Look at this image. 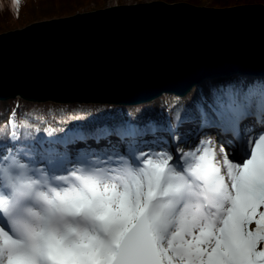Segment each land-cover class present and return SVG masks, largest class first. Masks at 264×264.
<instances>
[{"label":"snow or ice","instance_id":"obj_1","mask_svg":"<svg viewBox=\"0 0 264 264\" xmlns=\"http://www.w3.org/2000/svg\"><path fill=\"white\" fill-rule=\"evenodd\" d=\"M240 79L173 111L168 146L147 142L156 129L133 110L61 136L47 167L0 149V264H264V76ZM193 121L220 136L222 160L216 142L180 134Z\"/></svg>","mask_w":264,"mask_h":264},{"label":"water","instance_id":"obj_2","mask_svg":"<svg viewBox=\"0 0 264 264\" xmlns=\"http://www.w3.org/2000/svg\"><path fill=\"white\" fill-rule=\"evenodd\" d=\"M230 73L264 75V3L117 4L0 33V101L135 106Z\"/></svg>","mask_w":264,"mask_h":264},{"label":"trees","instance_id":"obj_3","mask_svg":"<svg viewBox=\"0 0 264 264\" xmlns=\"http://www.w3.org/2000/svg\"><path fill=\"white\" fill-rule=\"evenodd\" d=\"M12 1L0 0V33L43 20L102 9L107 5V0H20L17 13ZM180 1L183 0H167L170 3ZM189 1L196 5L205 4V0ZM251 3H264V0H212L210 5L220 8ZM236 74L241 78L239 80L241 87L246 86L253 78L262 77ZM220 77L222 76L204 79L184 96L166 94L135 106L34 103L21 98L0 101V149L11 145V140H8L6 144L5 138L8 131L13 129V125L16 126L17 136L14 147L21 151L33 153L32 159L28 161L29 164L36 161L39 158L38 155L44 157V155L49 154L46 149L51 147L50 141L43 142L45 149H39L38 143L41 144V139L45 135L49 136L50 139H60L61 136L66 137L70 132L87 131L92 125L104 123L111 125L112 122L107 118L112 115H119L121 118L127 119V114L136 110L137 123H143L145 129L152 126L160 128L162 123L165 124L167 120L171 121L173 111L187 108L186 114L190 115L194 103L200 101L201 96L207 100L211 90L219 87L217 81ZM97 108L105 111L97 113L94 111ZM22 122H26L27 127L21 126ZM61 129L64 130V133H61ZM47 130H51V133Z\"/></svg>","mask_w":264,"mask_h":264},{"label":"rangeland","instance_id":"obj_4","mask_svg":"<svg viewBox=\"0 0 264 264\" xmlns=\"http://www.w3.org/2000/svg\"><path fill=\"white\" fill-rule=\"evenodd\" d=\"M7 2H9L10 0H6ZM150 2V1H157V0H107V5L106 6H115V5H117V4H134V3H137V2ZM160 1H167V0H160ZM210 1L211 0H205V4L204 5H206V6H209V4H210ZM13 2V1H12ZM183 2H190L189 0H183ZM191 3V2H190ZM92 7V6H91ZM64 133V132H63ZM14 140L15 139H12V142H14ZM47 139H45V141H46ZM215 148H216V151H217V153H218V155L220 156V157H218V159L219 160H222L223 159V157H221V155H223V145H221V144H216V146H215ZM17 148H14L13 150L15 151ZM188 150V149H187ZM38 157H40V155H38ZM38 161H40V158H38L36 161H34L35 163L36 162H38ZM32 164H33V162H32ZM32 164H30V165H32ZM34 166H35V164H34ZM38 167V166H37Z\"/></svg>","mask_w":264,"mask_h":264},{"label":"bare ground","instance_id":"obj_5","mask_svg":"<svg viewBox=\"0 0 264 264\" xmlns=\"http://www.w3.org/2000/svg\"><path fill=\"white\" fill-rule=\"evenodd\" d=\"M255 76H261V75H255ZM245 121H247L248 119L247 118H243ZM166 121V120H165ZM166 122H168V120L166 121ZM170 124V123H169ZM168 124V125H169ZM259 125H257V124H252V127L253 128H256V127H258ZM181 127H183V126H181ZM194 126H192V125H187L186 127H184V128H182L180 131H181V133L180 134H187V135H191V136H193V139H195L197 136L198 137H200L202 134H201V132H203L204 130H200V131H198V132H196V131H190L192 128H193ZM173 134H175V133H173ZM162 135H152V139H150V140H148V141H150V142H153V145L154 146H157L158 144H160V143H158V141L160 140V137H161ZM186 136V135H185ZM16 138H17V136H16ZM162 138H164V137H162ZM212 139H214V138H212ZM104 143H105V141H104ZM188 143H191V140H189L188 141ZM181 147H183V145L181 144L180 145ZM69 147V146H68ZM59 148V147H58ZM69 148H71V147H69ZM221 157H223V155H221Z\"/></svg>","mask_w":264,"mask_h":264}]
</instances>
